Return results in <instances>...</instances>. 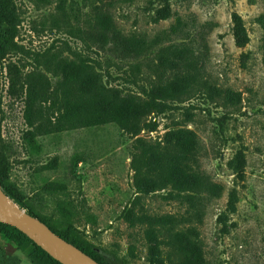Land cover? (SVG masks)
<instances>
[{"label":"rangeland","instance_id":"374dc122","mask_svg":"<svg viewBox=\"0 0 264 264\" xmlns=\"http://www.w3.org/2000/svg\"><path fill=\"white\" fill-rule=\"evenodd\" d=\"M96 7L109 9L125 35L151 41L150 50L128 61L89 50L72 33L89 25ZM234 15L244 23L246 44L236 40ZM0 35V165L7 185L24 198L19 203L9 196L12 201L39 213L56 231L76 227L101 249L105 264H171L167 234L152 238L148 225L125 220L129 211L174 216L182 223L173 232L195 228L206 264H264V0H0ZM13 45L23 53L12 49L3 56ZM170 47L190 51L201 89L148 117L153 131L134 137L108 124L27 139L24 96L20 89L8 95L9 65H17L13 74L20 68L25 75L42 71V61L55 53L87 55L106 87L137 96ZM133 67L138 86L131 82ZM59 80L52 78L54 85ZM177 129L197 134L201 170L222 187L220 196L204 200L201 221L170 189L144 195L133 186L135 140L161 143ZM51 182L65 184L66 192L46 193ZM74 211L81 217L74 220ZM156 244L161 263L149 256ZM0 264L36 263L0 232Z\"/></svg>","mask_w":264,"mask_h":264},{"label":"trees","instance_id":"16d2710c","mask_svg":"<svg viewBox=\"0 0 264 264\" xmlns=\"http://www.w3.org/2000/svg\"><path fill=\"white\" fill-rule=\"evenodd\" d=\"M50 1L38 0L42 4H48ZM59 9L61 12L64 10L62 1ZM233 23L236 40L241 45L246 44L248 37L242 19L234 15ZM72 34L89 50L107 54L120 61L138 60L152 45L148 39L125 35L114 23L109 9L102 7H96L94 18L86 28ZM12 49L18 54L23 53V47L13 45L4 50L2 55ZM191 56L187 48L165 49L155 69L156 77L146 86L140 87L139 95L123 97L119 89L104 85L101 73L87 55L68 59L55 53L42 61L39 67L43 68L42 71L23 75L19 68L18 73L13 74V68L17 65H9L11 81L8 95L15 96L20 89L24 96L25 121L30 128L26 135L31 142H34L38 135L54 136L108 124H115L124 133L137 137L142 131L154 130L155 125L148 121V117L163 113L169 108L170 101L178 102L200 91L197 82L199 69L191 60ZM138 73V67H133L130 78L136 86ZM59 77L61 80L54 85L52 78ZM208 89L216 92L214 87ZM2 105L0 93V109ZM200 151L199 138L191 130H174L167 134L161 143L137 138L131 161L136 193L149 195L170 189V196L190 204L193 217L201 221L204 200L220 196L222 187L210 180L201 170ZM55 166L56 161L46 168L52 169ZM6 176L0 165V183L10 197L22 203L24 198L7 185ZM66 190L65 184L57 182L48 183L44 188L46 193L52 195L63 194ZM28 213L44 222L57 235L97 263L105 264L101 249L82 237L76 227L56 231L39 213L31 208ZM79 217L81 212L74 211L72 218L76 220ZM125 220L132 225H148L147 234L154 239L156 233L167 234L169 240L164 244L171 246L168 256L171 264H206L199 233L195 228L188 232L172 231V226L182 223L176 217H150L146 214L136 216L129 211ZM0 232L17 248L27 252L34 263L61 264L18 229L0 222ZM160 255L157 244L150 246L149 256L152 261L161 263Z\"/></svg>","mask_w":264,"mask_h":264},{"label":"water","instance_id":"95a60500","mask_svg":"<svg viewBox=\"0 0 264 264\" xmlns=\"http://www.w3.org/2000/svg\"><path fill=\"white\" fill-rule=\"evenodd\" d=\"M0 222L24 233L61 264H99L12 201L1 183Z\"/></svg>","mask_w":264,"mask_h":264}]
</instances>
